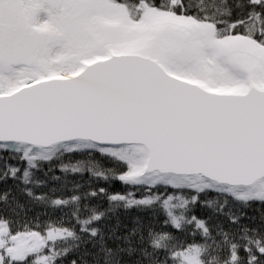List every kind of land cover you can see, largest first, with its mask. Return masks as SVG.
<instances>
[{
    "label": "snow or ice",
    "instance_id": "1",
    "mask_svg": "<svg viewBox=\"0 0 264 264\" xmlns=\"http://www.w3.org/2000/svg\"><path fill=\"white\" fill-rule=\"evenodd\" d=\"M0 162V264H264V0H0Z\"/></svg>",
    "mask_w": 264,
    "mask_h": 264
},
{
    "label": "trees",
    "instance_id": "2",
    "mask_svg": "<svg viewBox=\"0 0 264 264\" xmlns=\"http://www.w3.org/2000/svg\"><path fill=\"white\" fill-rule=\"evenodd\" d=\"M229 3L230 4H234L235 3V0H229ZM238 12V10H237ZM7 155V154H5ZM86 157H82V156H73L71 157V159L73 161L77 160V159H85ZM67 159L68 158H65V162H67ZM96 159L98 160H101L102 163L105 165V166H108V167H111L113 165H111V163L108 161V160H104L102 159L99 154H96ZM10 163H13V164H16L17 161L13 160V161H10ZM0 164H2V162H0ZM21 168L24 167L23 164L20 165ZM45 169H47L48 165L45 164ZM56 175H62V173L59 171V168H58V165H57V170H56ZM36 175L39 177V178H44V173L43 172H37ZM68 179L71 180V181H76V182H79L81 184L84 185V188H83V191H89V187H88V184L90 182V176L88 173H85L83 176H80V175H72V174H69L68 175ZM19 185V186H18ZM51 186V185H49ZM71 187V185L69 186ZM91 187L92 188H98V187H109V185L103 181L101 182H95V181H92L91 182ZM21 188H23V185L22 184H19L18 181H14L12 179H8L6 181H0V193H3L4 191L6 190H9L11 189V192L14 196H16L22 203H25V204H29V201H28V197L23 195L21 193ZM129 189L125 188L124 185L121 184V182L119 181H114L111 183V186H110V191L112 192H116V191H119V192H125V191H128ZM48 191L47 188H40V189H36V192L39 193V192H46ZM162 191V190H161ZM65 195H71V192H66ZM137 195L140 196V195H143V190H137ZM215 196V193H209L208 194V197H214ZM201 199H205V197H201ZM91 204H99L101 205V207L103 208H107L108 207V201L106 199H103V200H100V199H92L90 201ZM31 207V211L28 212V216L29 217H33L35 216L37 213H41V212H44L45 209L43 206L41 205H29ZM3 205H0V209H3ZM247 214V217H250L251 219H245L243 220L242 222L243 223H247V224H250V225H258L260 224L261 222V217H264V205H261V204H258V203H254L251 205L250 208H247L244 210ZM48 212H49V215H52L54 217H58L60 216V212L59 211H56L55 213H52L51 209H48ZM195 212H196V215L198 216H201V217H209L211 216L212 219H211V223L214 225L218 222H222L225 227H235L234 225H229L227 219L223 216H216L212 213L211 210L207 209V208H202L199 204H197L196 206V209H195ZM118 215H119V219L121 220L122 222V225H121V231H126L127 229L124 227V225L127 226V228H131L134 226V220L136 217H141L145 223L147 224L148 222L151 221V223L154 225L155 229L156 230H165V231H172L171 228H164L163 225H162V221L164 219V216L162 214H160L158 216V219L156 220H151V213L150 212H141L139 210H136V209H131V210H119L118 211ZM41 219H44V217L42 216ZM107 225H111V224H114L115 223V218H112L108 221L105 222ZM147 231V230H145ZM177 235H182L180 233H177ZM189 239H191L189 237ZM91 251H94L93 249H90ZM71 259H73V256H69L67 257V259L64 261V264H70V261ZM124 259L126 261H135L136 260V257L133 256V257H127L125 256ZM89 260H91V257H89Z\"/></svg>",
    "mask_w": 264,
    "mask_h": 264
}]
</instances>
